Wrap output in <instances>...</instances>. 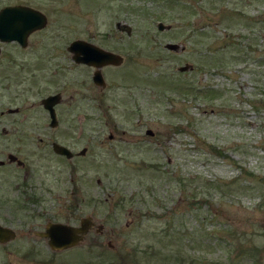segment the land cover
Instances as JSON below:
<instances>
[{
  "label": "rangeland",
  "instance_id": "rangeland-1",
  "mask_svg": "<svg viewBox=\"0 0 264 264\" xmlns=\"http://www.w3.org/2000/svg\"><path fill=\"white\" fill-rule=\"evenodd\" d=\"M19 3L39 8L48 27L25 49L0 43V160L13 153L32 163L26 182L45 186L31 202L16 187L20 168L0 167V223L16 233L0 243V264H262L264 0H0V8ZM74 39L121 57L101 68L103 92L94 70L65 50ZM185 64L192 69L179 71ZM56 93L51 128L40 101ZM94 130L105 145L89 142L77 160L70 200L69 166L47 139L78 148L97 139ZM167 214L177 232L160 238ZM85 216L102 235L54 257L34 243L48 221Z\"/></svg>",
  "mask_w": 264,
  "mask_h": 264
},
{
  "label": "water",
  "instance_id": "water-1",
  "mask_svg": "<svg viewBox=\"0 0 264 264\" xmlns=\"http://www.w3.org/2000/svg\"><path fill=\"white\" fill-rule=\"evenodd\" d=\"M45 23V16L34 9L23 5L5 6L0 9V41H17L22 47H25L28 35L35 29L42 28ZM126 28L127 32L129 33V27ZM158 28L163 30L164 28L168 29L169 26H164L162 23H159ZM166 47L171 50H177L179 48L177 44H167ZM68 49L73 53L72 59L74 61L93 65L98 68V71L93 77L94 82L97 84L103 81L99 72L100 67L106 64L119 65L121 62L120 56L111 52H107L82 40H76L72 42ZM178 69L179 71L184 72L192 69V66L185 64ZM60 101L61 96L59 93L49 95L40 101L41 105L49 113L50 127H56L58 124L54 107ZM17 111L18 109H9L8 113H16ZM149 132L150 131H148V133ZM53 150L56 153L70 154L67 148L56 143L53 145ZM16 159L17 157L14 154L8 155L9 161H14ZM1 164H3L2 160H0V165ZM92 224L93 220L89 216L83 217L80 220V224L78 226H73L62 222H50L45 226V229L41 232H38L37 235L46 239L52 249L64 250L80 244L90 231ZM95 227L97 232L103 229L101 225H96ZM14 238V230L0 224V242L6 243L13 240ZM108 245L109 247L113 246L111 242H108Z\"/></svg>",
  "mask_w": 264,
  "mask_h": 264
},
{
  "label": "flooded vegetation",
  "instance_id": "flooded-vegetation-1",
  "mask_svg": "<svg viewBox=\"0 0 264 264\" xmlns=\"http://www.w3.org/2000/svg\"><path fill=\"white\" fill-rule=\"evenodd\" d=\"M22 5H24V6H26V7H29V8H32V9H34V10H36V11H39V12H41L42 14H44L39 8H37V7H34V6H32V5H30V4H22ZM45 15V20H46V24H45V26L44 27H42V28H38V29H35L34 31H32L29 35H28V37H27V41H26V46L25 47H21V48H26L27 46H28V44L30 43V38H31V36L32 35H35L36 33H39V32H41V31H43V30H45L47 27H48V18H47V15L46 14H44ZM119 23V22H118ZM117 23V24H118ZM118 27H119V24H118ZM128 36H130V34H127ZM75 40H77V39H74V40H72V41H70L69 42V45L71 44V42H73V41H75ZM79 40H83V39H79ZM88 42V41H87ZM14 43H17V42H14ZM18 44V43H17ZM19 45V44H18ZM69 45L68 46H66V47H64L65 48V50L66 51H68L70 54H71V59H72V56H73V53H71L70 51H69V49H68V47H69ZM20 46V45H19ZM2 53H1V50H0V55H1ZM72 61L75 63V64H77V65H82V66H84V67H86V68H89L90 70H94L93 71V73L91 74V76H90V79H91V82H92V84L93 85H95V86H97L99 89H101V87H104L105 85H106V81H105V79H104V77H103V74H102V71H101V68L103 67H101L100 68V70H99V72H100V74H101V76H102V79H103V81L101 82V83H99V84H97V83H95L94 82V79H93V77H94V74L98 71L94 66H92V65H88V64H86V63H82V62H76V61H74L73 59H72ZM105 88H106V86H105ZM104 88V89H105ZM104 89H101L102 90V92H103V90ZM60 94V93H59ZM61 95V94H60ZM61 101H62V99H61ZM61 103V102H60ZM60 103H58V104H60ZM58 104H56L55 105V107L58 105ZM55 112H56V109H55ZM56 118H57V116H56ZM58 121V120H57ZM58 125V124H57ZM51 131H56L55 129H51ZM14 132H21V131H14ZM85 132H88L89 133V130H86ZM94 132L96 133V134H88V135H90V136H92V137H96L97 139H95V140H93V139H86L85 141H86V145H83V146H80V147H72V146H70L68 143H66V142H64V141H62L61 139H59V138H48L47 139V142H49V147H50V149L52 150V152H53V155L60 161V162H63L65 165H67V166H69L68 167V169H67V172H68V174H69V176H71V178L69 179V182L71 183V186H70V188H69V190L67 191V193L65 194V196L68 198V199H70V200H72V198H73V195L77 192V189L73 186V181H74V178H73V176H72V173H74V172H76L75 171V169L78 167V164H77V160L79 159V158H83V157H85V155L87 154V152L90 150V149H92V145H90V143L89 142H97V143H99V145H101V146H103V145H105V142H104V140L103 139H101V135H103L102 133H100L99 131H97V130H94ZM83 133V130L82 129H79L78 130V135H77V137H78V139H81V137H82V134ZM124 135V132H122V134H121V136H119L118 134H116V136L117 137H115V135H113V134H108L107 135V139H106V141L109 143V142H120V141H122L121 140V137ZM154 135V134H153ZM152 135V136H153ZM151 136V137H152ZM119 137V138H118ZM39 141L40 142H42L43 141V138H39ZM54 143H56V144H59V145H61V146H63V147H65V148H67V150L70 152V154L68 155V153H56L54 150H53V145H54ZM9 154H13V153H8L7 154V158H8V155ZM15 155V154H14ZM16 157H17V159L16 160H14V161H9L8 159H7V162H5V163H7V165H5L4 163L3 164H1L0 165V167H2V166H8V165H14L15 166V168H17V169H19L20 168V170L22 171V176H21V178H22V180H21V185L20 184H17L16 185V187H17V189L21 192V194H22V196L23 197H25L27 200H29V201H31V202H34V203H38V202H40L41 200H43L44 198H40V196L39 195H37V189H43L44 190V184L42 183V182H37L38 183V185H39V187H36L34 184H32V183H28V182H26L28 179H29V176L32 174V172H34V170L31 168V166H32V163H30V162H28V161H23V160H21V159H19V157L17 156V155H15ZM18 181V180H17ZM41 195V194H40ZM70 207V208H69ZM74 207H76V206H73L72 204H70L69 206H68V208H69V210L70 211H74ZM85 217H87V216H85ZM90 217V216H89ZM83 218V217H82ZM82 218H80V220L82 219ZM80 220H79V224H80ZM132 221V220H131ZM50 222H58V221H48L46 224H45V226L48 224V223H50ZM1 224V223H0ZM78 224V225H79ZM2 225V224H1ZM128 225H130V223L128 222L127 224H126V227L128 226ZM4 226V225H3ZM45 226H44V228L43 229H45ZM73 226H75V225H73ZM103 231H104V228L101 230V231H99V232H97L96 231V229H95V225H94V222H93V224H92V226H91V229H90V231L87 233V234H89L90 232H93V233H95L96 235H102L103 234ZM38 232H41V231H36V235H37V233ZM39 238H41V237H39ZM85 238H86V236H85ZM41 239H43V238H41ZM85 240V239H84ZM83 240V241H84ZM35 244H45V245H47L48 246V248L51 250V253H50V255L52 256V257H54L57 253L56 252H58V251H55V250H52L51 249V247L49 246V244H48V241L47 240H45V239H43V241H39V242H34ZM1 244H3V243H1ZM55 251V252H54ZM59 253V252H58ZM32 254V253H31Z\"/></svg>",
  "mask_w": 264,
  "mask_h": 264
},
{
  "label": "trees",
  "instance_id": "trees-1",
  "mask_svg": "<svg viewBox=\"0 0 264 264\" xmlns=\"http://www.w3.org/2000/svg\"><path fill=\"white\" fill-rule=\"evenodd\" d=\"M208 95V94H207ZM153 203H155V202H153ZM139 215H138V227L136 228V231H138V230H140V229H142L143 227H142V223H143V218H142V214H140V212H137ZM168 217H170V214H167L166 216H165V218H164V220L166 221L165 223H164V227L163 228H161L160 230H158V231H155V234H157V235H159V237L160 238H164V237H171V235L174 233H176L177 232V229H175L174 227L172 228L171 227V225L168 223L169 222V218ZM168 246H170V245H168ZM132 251L133 252H136V247H134L133 249H132ZM147 251V250H146ZM160 251H162V250H159L158 248H155L154 246L153 247H151V254L153 255L154 253H156V254H159V255H162V253L160 252ZM169 252H170V255L172 256V251H170L169 250ZM136 254V253H135ZM103 263L105 264L106 262H104V260H103Z\"/></svg>",
  "mask_w": 264,
  "mask_h": 264
}]
</instances>
